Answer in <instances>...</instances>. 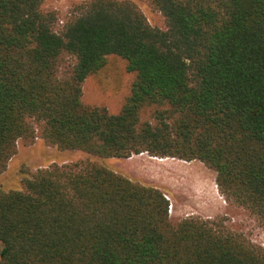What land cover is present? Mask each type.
I'll return each instance as SVG.
<instances>
[{
	"label": "trees",
	"instance_id": "16d2710c",
	"mask_svg": "<svg viewBox=\"0 0 264 264\" xmlns=\"http://www.w3.org/2000/svg\"><path fill=\"white\" fill-rule=\"evenodd\" d=\"M44 2L0 0V175L36 139L97 159L196 160L264 224V0H151L164 29L130 0H86L58 32ZM110 57L133 75L117 114L82 101ZM20 185L0 188V264H264L243 235L197 217L173 224L160 189L92 160Z\"/></svg>",
	"mask_w": 264,
	"mask_h": 264
},
{
	"label": "rangeland",
	"instance_id": "374dc122",
	"mask_svg": "<svg viewBox=\"0 0 264 264\" xmlns=\"http://www.w3.org/2000/svg\"><path fill=\"white\" fill-rule=\"evenodd\" d=\"M83 1L86 0H45L44 9L57 13V32L69 16L71 7ZM130 1L138 6L152 27L165 28L164 17L151 0ZM65 62L68 65L70 59H65ZM132 80L133 75L126 71L124 61L110 57L102 72L84 82L82 101L86 105L105 107L110 113L117 114L129 94ZM152 112L151 108L142 111L140 121L150 120ZM82 160L101 163L118 175L160 189L169 201V218L173 224L187 217L221 223L264 250L263 222L249 210L228 202L217 189L216 173L196 160L160 159L146 153L131 155L126 159H97L80 151L58 152L36 139L31 145L23 142L17 144L15 155L8 162L6 171L0 175V188L5 191L20 190V180L25 174L53 164L64 165ZM187 173L194 177L185 178Z\"/></svg>",
	"mask_w": 264,
	"mask_h": 264
},
{
	"label": "bare ground",
	"instance_id": "6f19581e",
	"mask_svg": "<svg viewBox=\"0 0 264 264\" xmlns=\"http://www.w3.org/2000/svg\"><path fill=\"white\" fill-rule=\"evenodd\" d=\"M186 175H187V177L185 176V178H189V179H191V178L194 177L193 174H189V173H187ZM202 187H204V184H202Z\"/></svg>",
	"mask_w": 264,
	"mask_h": 264
}]
</instances>
